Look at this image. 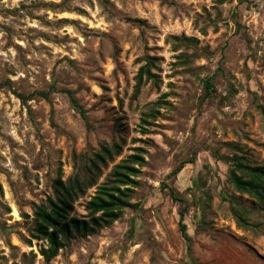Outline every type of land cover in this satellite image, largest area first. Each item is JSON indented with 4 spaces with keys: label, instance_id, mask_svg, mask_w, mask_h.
I'll use <instances>...</instances> for the list:
<instances>
[{
    "label": "rangeland",
    "instance_id": "rangeland-1",
    "mask_svg": "<svg viewBox=\"0 0 264 264\" xmlns=\"http://www.w3.org/2000/svg\"><path fill=\"white\" fill-rule=\"evenodd\" d=\"M146 55L162 83L135 97ZM263 108L264 0H0V264H264V209L229 180L236 155L264 166ZM120 135L115 163L144 149L137 207L47 263L48 242L31 236L36 206L76 156ZM165 184L187 201L191 244L185 203ZM96 191L75 203L77 216ZM239 204L254 208L249 225L232 212Z\"/></svg>",
    "mask_w": 264,
    "mask_h": 264
},
{
    "label": "trees",
    "instance_id": "trees-1",
    "mask_svg": "<svg viewBox=\"0 0 264 264\" xmlns=\"http://www.w3.org/2000/svg\"><path fill=\"white\" fill-rule=\"evenodd\" d=\"M186 39L193 40L194 38ZM143 59L145 63L140 66L136 76L135 97L139 95L146 83L152 82L156 87H160L162 83L160 75L152 70L158 60L157 56L146 55ZM205 87L207 97V95H210V89L214 88L210 79L205 80ZM54 89L55 86H52L49 91H39L38 93L48 98ZM64 92L67 93L74 106L85 117V112L79 104L75 92L70 89H65ZM18 96L23 101L28 99V96L21 93H18ZM155 103L161 105L160 101ZM262 111L264 115V108ZM158 113H160L159 109H151L143 118L144 123L150 125L149 118L157 117ZM120 132H123V130H120ZM124 143L125 139L120 135L119 141L114 139L111 143H104L93 156H83L81 163L77 162L78 156H76L72 174L66 180L61 176L55 179L54 196H49L46 204L36 206L31 236L33 239L48 242L47 247L40 249V254L47 263L51 262L71 239L93 234L98 229L118 220L123 215L125 208L137 207V203L131 200L135 188L140 184V180L137 178L141 173L142 166L146 163V158L143 155L144 149L135 147L134 153L115 163L117 157L123 153ZM193 161V159H190L182 162L170 176L178 174L187 163ZM231 161L229 180L234 188L238 192L248 194L254 201V205L264 209V166L251 165L238 155ZM111 164L113 166L107 179L102 184H98L104 170L109 168ZM165 185L169 187L168 184ZM94 186H97L96 194L86 204L88 215L85 217L77 216L75 214V203ZM169 190L174 200L185 203V206L179 212L180 231L185 240L191 244L192 238L188 233V226L185 222L188 211L187 201L178 194L174 187H169ZM230 202L235 203L234 200H230ZM253 209L252 206L242 204L232 206V212L239 225H249L247 215L254 211Z\"/></svg>",
    "mask_w": 264,
    "mask_h": 264
}]
</instances>
